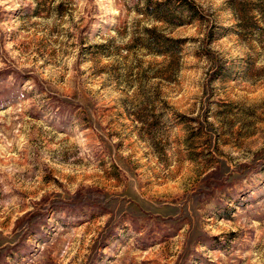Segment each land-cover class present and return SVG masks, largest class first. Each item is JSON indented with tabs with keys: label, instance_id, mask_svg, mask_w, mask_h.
<instances>
[{
	"label": "rangeland",
	"instance_id": "obj_1",
	"mask_svg": "<svg viewBox=\"0 0 264 264\" xmlns=\"http://www.w3.org/2000/svg\"><path fill=\"white\" fill-rule=\"evenodd\" d=\"M0 264H264V0H0Z\"/></svg>",
	"mask_w": 264,
	"mask_h": 264
},
{
	"label": "trees",
	"instance_id": "obj_2",
	"mask_svg": "<svg viewBox=\"0 0 264 264\" xmlns=\"http://www.w3.org/2000/svg\"><path fill=\"white\" fill-rule=\"evenodd\" d=\"M40 218V217H39Z\"/></svg>",
	"mask_w": 264,
	"mask_h": 264
}]
</instances>
